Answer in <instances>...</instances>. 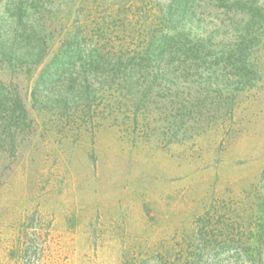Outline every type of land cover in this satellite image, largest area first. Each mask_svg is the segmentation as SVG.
<instances>
[{"label":"rangeland","instance_id":"rangeland-1","mask_svg":"<svg viewBox=\"0 0 264 264\" xmlns=\"http://www.w3.org/2000/svg\"><path fill=\"white\" fill-rule=\"evenodd\" d=\"M123 1L72 4L88 21ZM18 2L0 0V30L19 49L38 23L66 26L61 0H42V20ZM67 15L56 49L76 31ZM83 25L81 54L52 50L30 72L0 57V264L19 263L10 251L24 234L40 264H163L178 245L205 249L199 264H264V36L247 58L253 86L235 91L186 83L187 68L118 69V56L92 53L100 44Z\"/></svg>","mask_w":264,"mask_h":264},{"label":"trees","instance_id":"trees-1","mask_svg":"<svg viewBox=\"0 0 264 264\" xmlns=\"http://www.w3.org/2000/svg\"><path fill=\"white\" fill-rule=\"evenodd\" d=\"M61 1L65 8V12L61 13L66 14V26L61 25L55 31H47L38 23L37 28L31 29L36 37L33 45L27 44L25 48L19 49L22 45L15 44L14 40H5L0 30V57L9 62L10 68L33 71L42 65L52 50V53L58 54L59 51L66 53L68 50L73 54L80 53L74 45L80 40L85 42L88 31L83 24L89 22L96 41L100 44L95 46L92 53L107 60L111 55L118 56V69H153L156 66L158 73L177 74L181 68H187L192 75L185 78L189 84L211 86L215 80L216 84L223 86L233 84L232 89L235 91L253 86L252 67L247 58L250 52L258 49L261 37L264 36V0H129L117 5L113 3L97 7L98 11L94 15H87L88 21L79 20L85 17L80 13L79 6L74 8L76 0ZM41 2L42 0H19L18 5L24 6L26 11L29 9L41 13L44 8ZM67 13L74 14L76 31H68L67 37L70 33L73 34L68 40L64 39V49H56L57 36L62 34V30L65 32L70 22ZM40 15L42 20V13ZM128 23L139 25L140 29L134 31L132 26H127ZM151 25L153 27L148 29ZM109 53L112 54L108 55ZM150 59L157 62H151ZM122 61L127 63L122 64ZM151 63H154L153 67ZM98 65L96 70L112 68L110 65ZM219 73L234 78L228 81V77L222 76L226 79L225 84L223 78L217 77ZM197 222L201 228L196 237L204 240L206 235L203 234L202 227H206L208 221L206 217H200ZM227 234L231 236L229 231ZM27 235L24 234L25 239L22 240L28 242ZM39 237L37 233L31 234V240H39ZM22 240L16 250L10 251L19 260L17 264H40L43 249L24 248ZM192 241L190 238L188 242ZM204 252L203 248L178 245L172 249L164 247L159 257L163 264H199ZM244 253L250 262L259 255L252 250ZM26 258L28 263H23Z\"/></svg>","mask_w":264,"mask_h":264}]
</instances>
